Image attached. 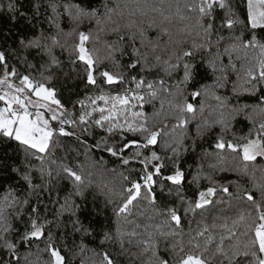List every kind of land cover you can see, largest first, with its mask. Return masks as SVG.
<instances>
[{"label": "snow or ice", "instance_id": "obj_1", "mask_svg": "<svg viewBox=\"0 0 264 264\" xmlns=\"http://www.w3.org/2000/svg\"><path fill=\"white\" fill-rule=\"evenodd\" d=\"M217 5L220 9L225 10V17L221 21L219 29L215 26ZM36 7L38 10L39 5ZM49 7L52 10L49 23L53 24L58 31L60 30L59 18L61 15H67L69 21L76 26L84 20H88L95 22L98 33L110 31L116 36V40L108 45L110 58H114L117 52L121 56L128 55L129 62L123 67L132 70L139 67L140 72L137 75H131L129 79V76L125 75L123 71L118 73L106 69L101 71L100 77H102L103 84L127 86L122 87L121 91L115 95H106L101 89L99 96L95 99L89 98L91 104L96 106L91 111L82 112L79 115V124H77L76 117L65 109L60 100L56 99L55 89L46 87L43 82L34 81L29 75H20L15 67L9 70L6 55L0 51V66L3 68V75L0 76V102H3L4 105L0 107V136L17 141L25 149L33 150L28 155L43 163L45 155L50 154V149L54 151L55 148L61 146L59 140L54 137L76 136L77 141L84 144L80 136L76 135L74 131H68L67 128L84 125L86 127H83L81 132L86 133L90 127L95 126L100 130V138L94 144L86 146L84 152L86 158L93 148L96 151L106 152L112 157H117L124 165L129 164L130 160L143 156L139 162L144 165L140 176L144 183L130 181V187L122 188L120 205L115 209L116 216L120 217L129 213V206L133 205V202L137 201L142 193L145 199L151 197L152 202H155L153 186L156 182L153 177L154 174L161 175L163 165L153 164L155 173L147 166L150 162L161 160V157L155 150L151 151L150 156L145 155L141 150L149 149V146H157L159 138L171 135L168 132L169 128L173 132L176 128H184L188 123L184 114L186 112L195 113L194 105L187 102L186 98L182 102L174 103L173 101L184 95L179 86H186L193 80L197 60L199 59L207 69L211 70L214 83L211 86L201 85L200 89L192 91L190 95L193 99L201 95V90L206 93L210 87H226L228 69L236 71L233 54L242 49L258 48L259 55L255 57V64L249 66L245 71L244 82L247 87L243 88L244 92L252 96L260 93L255 104L229 106L227 97H221L213 92L215 100L219 102L218 107L221 109L220 118L216 123L221 126L222 132L227 130L231 120H235L240 115H244L252 124L248 136L242 138L246 142L236 144L226 141L224 136L220 135L215 141L214 147L218 150L217 155L221 161L225 159L223 153L226 150L242 154V160L245 163L239 171L244 175L248 174L249 165L252 162L256 161L258 157L264 158V120L257 123L246 112L251 108L254 113L264 114V43L260 42L255 34L257 29L264 30V0H247L245 26L252 30L251 36L247 40L244 39L243 33L240 35L235 33L234 29L240 21L236 18V13L227 0H184L183 3L180 0H111V3L109 0H103L100 6L90 8L82 7L76 3H66L63 5V14L58 11L59 4L50 3ZM6 8L14 23L15 13L18 11L15 0H8ZM101 8L103 12H101ZM20 15L23 16L24 13L21 12ZM225 28L229 30L227 37L220 34V30ZM74 32H76L75 27L66 35H72ZM214 35L216 36L215 40H213ZM78 36L79 43L73 45V51L77 54L76 58L86 65L87 83L98 86L99 82L94 75L96 61L85 46V42L90 39V34L79 31ZM47 41H51V44ZM225 41L227 42L221 51V44ZM19 43L25 48L35 49L37 56L46 55L48 57V61L42 67L59 66L57 57L52 53L56 46L64 47L60 44L58 35L45 36L41 33L39 37H34L27 43L21 38ZM213 47L216 49L215 52L212 51ZM224 56L228 57L227 64L223 63ZM236 58L240 59L238 55ZM181 69L183 70L182 78L175 85L171 84L167 78L173 77V74ZM153 70H156L155 75L150 76L149 74L153 73ZM237 78L239 79V76ZM16 80L19 82L16 83ZM233 94H239L235 85ZM31 95L37 99L32 100ZM162 96L173 98L167 103L169 108L177 113L175 119L178 123L172 125L165 123L162 128L153 130L155 126H149V117L144 111V105L153 103L159 98L161 110H163L165 99L161 98ZM97 101H103L105 105L111 101V107L98 106ZM80 103L83 108L84 102L80 101ZM51 105L56 107L52 108ZM153 107L155 108L154 103ZM200 107L203 111V102ZM41 109L45 111L42 112ZM96 112H99L98 118L94 115ZM156 114L159 115V113ZM51 121L56 123L53 124ZM212 126L207 120L203 122V125H197L198 136L203 134L202 129L206 131ZM117 132L119 133L118 143H110V139H116ZM253 133H255V138H252ZM89 134L95 137L94 133ZM129 136L132 138L130 139ZM183 140V133L179 136L173 135L171 140L164 139V149L166 152H171L169 159L173 165H176V158L179 157L180 150L184 146ZM193 148H195V140H193ZM129 151H131V155H126ZM52 163H57V161L53 159ZM103 163L102 156L100 164L103 165ZM60 167L66 174V178L72 182L73 191H70L64 198V203L60 205L57 216L65 212L75 216L79 205L75 204L72 198L73 196H83L84 188L90 186L91 181L88 180L86 184L85 176L82 174L83 166L79 162L76 164V168L81 169L79 172L67 164L61 163ZM224 170L227 169H221V171ZM40 171L43 174V168ZM113 171L115 170L113 169ZM256 171L264 175V166L253 165V174ZM49 175H51L50 171ZM183 178L184 173L178 165L171 175L163 176V179L170 181L172 185L181 184ZM23 179L29 183V186H32L29 175L25 174ZM124 179L129 180V177L124 176ZM229 185L236 187L235 194L230 192ZM161 187L163 188V185ZM219 188L226 196L246 199L255 206L260 223L257 224L253 219L252 224L249 225L250 230L253 225L255 226L254 238L249 237L243 242L236 240L225 249L224 240L237 235L235 231L229 229V236H221L220 243L212 249L210 245L213 243V237L210 234L205 235L209 232L208 227L205 226L202 229L198 228L195 235L188 240V245L192 248L201 249L199 238L204 237L202 250L199 251V254L188 252L180 257V253L185 251L181 216L176 208H168L167 217L170 218L174 226L166 218L158 225L152 223L143 225V232L134 230L125 234L117 230L115 239L121 252L125 251V235L133 238L139 237L136 240L139 251L133 255L141 258L147 257V260H143L142 264H169L167 259L159 255L160 238H165L166 251L175 254L173 264H217V261L218 264H225V261L227 264H264V183L254 185L260 194L259 202L252 195V190L243 188L237 181H229L228 184L219 185ZM216 194V186L208 187L206 191H200L198 198L194 201V208L193 203L189 202L188 207L184 209L185 213L195 209H204L206 205L213 203L209 198ZM5 199H8L7 195ZM225 202L221 198L220 203ZM228 202L230 203V201ZM32 211L36 212V209L34 208ZM152 219V217H148L149 221ZM243 220L244 215L241 214L238 220L233 221V225ZM72 224L75 232H80L82 235L92 234L91 228L86 227L78 217L72 221ZM140 227L141 225L137 224V228ZM2 231L7 234L11 231V227L5 225ZM243 235L247 236L248 232ZM44 236V223L39 222L38 219L30 218V226L26 228L18 242L30 246L32 240L43 242ZM178 236L181 239H174ZM167 238L173 239L169 243ZM112 239L111 234L105 233L101 244ZM0 240H3L0 248L14 257L16 264H19L20 258L16 254L17 243L9 240L7 235H0ZM128 243L131 244L132 240H129ZM85 247L83 242L79 245L81 253L85 251ZM177 249L179 252L176 251ZM42 251L50 253L49 264H65V257L53 244L51 232L47 234L46 248ZM5 264H12V260L6 261ZM81 264H84V261ZM99 264H116V261L107 252H104Z\"/></svg>", "mask_w": 264, "mask_h": 264}, {"label": "trees", "instance_id": "obj_2", "mask_svg": "<svg viewBox=\"0 0 264 264\" xmlns=\"http://www.w3.org/2000/svg\"><path fill=\"white\" fill-rule=\"evenodd\" d=\"M103 0H15L18 11L15 13L16 19L13 23L11 14L7 11L6 5L8 0H0V51L4 52L7 58L9 70L15 67L20 75H29L34 81L43 82L48 88L55 89L56 99L76 117L79 124V115L84 111H91L96 105H92L89 98L95 99L100 95L101 89L106 95H115L121 91L124 86H109L102 83L100 72L105 69L118 73L123 71L125 75H137L140 72L139 67L135 70L125 69L123 66L129 62V56H121L117 52L114 58H110L108 45L116 40V36L110 31L99 32L94 21L84 20L78 26L73 25L67 15H61L59 18L60 30L58 31L53 24L49 23V17L52 16L50 3L60 5L58 11L63 14V5L66 3L80 4L82 7H98ZM111 3V0H109ZM181 3L184 0H180ZM236 13V18L240 21L234 29L237 35L244 34L247 40L251 36V29L247 28V0H227ZM36 5H39L37 10ZM24 15H20V13ZM101 12L103 9L101 8ZM225 17V10L218 7L215 12V26L219 29L221 21ZM73 27L76 32L72 35H66L72 31ZM84 31L90 34V39L85 42L88 52L94 57L95 71L94 75L99 82L98 86L89 85L87 83L86 65L76 58V52L73 51V45L79 43L78 32ZM43 33L45 36L58 35L60 44L64 47L56 46L52 53L57 57L59 66L44 68L48 61V57L37 56L36 50L25 48L20 45L21 38L27 43L28 40L39 37ZM220 34L229 35L228 29L220 30ZM258 40L264 43V30L257 29L255 32ZM216 36H213V40ZM227 41L222 42L221 51ZM51 44V41H47ZM215 47L212 51L215 52ZM206 55V54H205ZM240 59H237L236 56ZM259 55V49L248 48L240 50L233 54V60L236 65V71L228 69V82L224 88H209L205 93L201 90V95L193 99L190 95L192 91L201 88V85L211 86L214 83V77L210 69H207L202 62L197 60L194 69L193 80L179 87L183 90L184 95L177 97L173 102H182L185 98L187 102L192 103L195 107V113H185L188 123L184 128H176L173 132L171 128L168 132L171 135L159 138L157 146H149V149L141 150L145 155H151V151L155 150L161 157L159 161H153L148 164V169L155 173L153 164H162L161 175L154 174L155 184L153 186L155 202L152 198H144V194L138 197L137 201L130 205V211L117 217L115 209L120 205L122 188L130 187V181H138L143 184L144 181L140 176L144 170V165L139 162L143 159L130 160L129 164L124 165L117 157H112L106 152L96 151L94 148L89 152L86 158L84 152L86 146L94 144L100 138V130L95 126L89 128L88 132L82 133L81 129L84 125L67 128L68 131H74L76 135L81 137L84 144L77 141L76 136L54 137L60 142V147L49 150V155H45L43 163L28 155L31 149H25L15 140L0 136V235H7L9 240L17 243L16 254L19 256V264H49L51 260L50 253L42 251L46 248L47 234L51 232L53 236V244L59 249L61 255L65 257V264H99L102 259V253L107 252L116 264H142L147 257L134 256L139 248L136 240L139 237L124 236V249L121 252L120 246L116 241L117 230L123 233L132 231L143 232V225L161 224L167 217L168 208H176L181 216L183 242L185 246L184 253H180V257L188 252L199 254L202 250L204 237H200L201 249H194L188 245V240L195 235L198 228L202 229L207 226L209 232L205 235L213 237V243L210 248L214 249L216 244L220 243L221 236L228 237L229 229L236 232V236L231 239L224 240L225 249L236 240L246 241L249 237L254 238L255 226L249 229L253 219L256 223H260L255 206L246 199H236L235 196H226L219 188V185L228 184L229 181H237L243 188L252 190V195L259 202L260 194L254 188L255 184L264 183V175L259 171L254 174L252 172L253 165L264 166V158L258 157L256 161L249 165V172L244 175L239 171L243 165L242 154L233 153L230 150L224 151L225 159L221 161L217 155L218 150L214 144L220 135H223L226 141H232L236 144H242L246 141L242 139L248 136L252 127L249 120L244 115L238 116L235 120L229 122L226 131L221 130V126L216 123L220 118L221 109L218 107L219 102L215 100L213 92L221 97L228 98L229 106H242L245 104H255L260 93L252 96L243 91L247 87L245 84V71L249 66L255 64V57ZM115 61V62H114ZM223 63H228V57H223ZM219 64V61H218ZM155 71L149 74L155 75ZM3 75V68L0 66V76ZM183 70L173 74V77L167 78L173 85L182 78ZM239 76V79L237 78ZM50 77V79H49ZM16 83L19 81L16 80ZM236 86L238 95L233 94V86ZM134 87V86H133ZM165 99L163 110H161L160 99L153 103H146L144 111L149 117V126H155L153 130H158L165 123L172 125L178 123L175 119V113L167 103L173 100L171 96H162ZM80 101L84 102L81 107ZM201 102L204 104L201 111ZM2 102H0V107ZM97 105L101 107H111V101L107 105L103 101H97ZM247 114L257 123L264 120V114L252 112L249 108ZM156 113H159L157 115ZM95 117H99V112L94 113ZM194 115V118H193ZM168 117V119H165ZM207 120L213 126L208 130H203L202 135L197 134V125H203ZM56 123V122H55ZM89 133H94L95 137ZM184 134L183 147L180 150L179 157L176 158V165H173L169 159L171 152L164 149V139L171 140L172 136ZM119 133H116V139H110V143H118ZM131 139L132 137L129 136ZM138 138V137H137ZM252 138H255L253 133ZM193 140H195V148H193ZM186 149V150H185ZM79 153V154H78ZM40 155V154H37ZM126 155H131L129 151ZM103 156L104 163L100 164ZM55 159L57 163H52ZM79 162L82 166V174L85 181L90 180V186L83 190V196H73L75 204L79 205V210L75 216L69 212L57 216L60 205L64 203V198L68 196L72 189V182L66 178L60 164H67L76 168ZM184 173V178L179 185H172L170 181H165L163 176L171 175L175 171L176 166ZM214 166V167H213ZM43 168V174L40 169ZM113 169L115 171H113ZM221 169H227L221 171ZM79 172L80 168H76ZM49 171L51 175H49ZM91 173V175H89ZM27 174L31 178V185L23 179ZM124 176H128L129 180H125ZM108 187L105 188L104 186ZM163 185V188L161 187ZM216 186L217 194L209 199L213 203L206 205L204 209H195L185 213L184 209L188 207L189 202L193 203L198 198L200 191H206L208 187ZM229 190L233 194L236 193V187L229 185ZM7 195L8 199H5ZM183 198V199H181ZM223 198L225 203H220ZM111 201V202H109ZM230 201V203L228 202ZM36 209L33 212L32 209ZM243 214L244 220L233 225L234 220H238ZM251 214V215H249ZM86 226L91 228V235H82L80 232L73 230L72 221L76 218ZM148 217H152L151 221ZM30 218L38 219L44 223L45 236L43 242L32 240L30 246L28 244L19 243L20 236L26 228L30 226ZM47 222V223H45ZM137 224L141 225L137 228ZM8 225L11 231L7 234L2 229ZM174 226V224H173ZM248 232L245 236L243 233ZM109 233L113 237L112 240L105 241L104 234ZM173 238H167L170 243ZM179 240L181 237H175ZM132 240L129 244L128 241ZM83 242L86 246L84 252H80L79 245ZM3 240H0V245ZM179 252V249L176 250ZM159 255L167 259L169 264H173L174 253L166 251L165 238H160ZM26 258V259H25ZM12 260V264H16L14 257L10 256L6 251L0 248V264ZM218 264V261H217ZM227 264V261H225Z\"/></svg>", "mask_w": 264, "mask_h": 264}, {"label": "rangeland", "instance_id": "obj_3", "mask_svg": "<svg viewBox=\"0 0 264 264\" xmlns=\"http://www.w3.org/2000/svg\"><path fill=\"white\" fill-rule=\"evenodd\" d=\"M32 100H36L37 98L34 96V95H31V97H30ZM4 105H3V102H2V105H1V107H3ZM51 107L52 108H55L56 106L55 105H51ZM32 111H35V109H32ZM41 111L43 112V111H45L44 109H41ZM46 118H47V116H46ZM51 123H55V121H51Z\"/></svg>", "mask_w": 264, "mask_h": 264}]
</instances>
